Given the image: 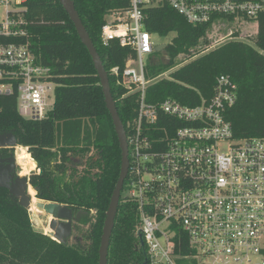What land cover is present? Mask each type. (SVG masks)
Segmentation results:
<instances>
[{
  "label": "trees",
  "instance_id": "trees-1",
  "mask_svg": "<svg viewBox=\"0 0 264 264\" xmlns=\"http://www.w3.org/2000/svg\"><path fill=\"white\" fill-rule=\"evenodd\" d=\"M72 1L109 73L112 95L128 134L137 114L138 95L126 96L117 84L122 77H113L111 71L115 67L123 70L135 52L117 41L107 47L101 41L106 16L114 8L127 7L128 0ZM145 11V30L164 38L175 34L166 49L169 61L149 65L148 78L165 73L169 78L151 83L147 102L171 99L184 106L200 105L212 98L217 78L225 75L238 86L237 101L225 114L233 137H264V15L251 21L258 27L251 41H241L239 33H233L230 40L211 48L212 23L194 26L170 6ZM26 19L37 62L53 70L56 100L47 118L33 122L19 116L16 95L0 97V134H13L17 146L28 148L35 161L37 173L30 176V194L66 205L79 217L72 236L60 244L46 234L51 216L44 215L35 203L28 205L31 212L48 219L45 234L36 230L20 198L0 186V264H99L103 227L122 164L114 122L89 50L59 0H28ZM228 20L233 22V18ZM181 56L186 60L176 64ZM126 188L127 182L108 264H150L148 249L137 231L138 205L127 198ZM190 253L187 248L180 252L183 256ZM178 264L196 262L182 259Z\"/></svg>",
  "mask_w": 264,
  "mask_h": 264
},
{
  "label": "built area",
  "instance_id": "built-area-1",
  "mask_svg": "<svg viewBox=\"0 0 264 264\" xmlns=\"http://www.w3.org/2000/svg\"><path fill=\"white\" fill-rule=\"evenodd\" d=\"M27 3L0 0V97L16 95L19 116L41 122L58 87L52 68L39 64L31 50ZM162 6L194 26L228 18L251 24L264 15V0H128L106 16L102 44L117 41L135 52L111 75L122 77L117 84L126 96L138 95L127 134L125 194L138 205L137 231L150 264H264V137H233L225 114L237 101V84L225 75L217 78L212 98L196 106L147 102L151 83L169 78H148L145 62L160 60L156 34L145 30V10ZM184 248L191 253L181 255Z\"/></svg>",
  "mask_w": 264,
  "mask_h": 264
},
{
  "label": "water",
  "instance_id": "water-1",
  "mask_svg": "<svg viewBox=\"0 0 264 264\" xmlns=\"http://www.w3.org/2000/svg\"><path fill=\"white\" fill-rule=\"evenodd\" d=\"M66 13L69 14L70 20L73 23L75 30L78 32L79 37L84 44V46L89 50V53L92 57V61L94 67H96L98 76L100 79V85L103 88V93L105 97V104H107V109L111 115L112 122H114L115 132L117 134V138L120 143L121 148V158L122 164L119 174V180L113 191V196L110 202V206L107 211V217L103 227V235L101 239L100 252H99V264H108V256H109V247L110 242L113 236V229L115 226V222L118 216V208L122 198V191L124 185L128 179L129 169H130V158L129 156V146L127 133L125 130V126L123 121H121L117 103L114 101L112 95V87L109 82V73L103 65L98 49L95 48L88 31L84 27L81 16L76 11L75 4L72 0H59ZM166 45H159L156 47L157 52L166 51ZM170 58H168L169 61ZM167 61V62H168ZM154 61L151 59V63ZM154 64V63H153ZM18 145L16 138L13 134L2 135L0 134V149L13 148ZM2 164L4 161L1 162ZM11 169H15L14 161H12ZM3 175V174H0ZM6 176V174H5ZM0 178V182H1ZM21 179L12 180L10 179L6 184H0V186L9 189L13 195L20 198V206L28 208V205L32 204L35 200L31 197L30 192L29 195L25 194L22 196V184ZM24 189L26 190L29 187V183L27 181L23 182ZM38 191V190H37ZM35 206L43 210L44 215L51 216V220L49 222V231L46 233L52 239L57 241L60 244L67 243L68 239L73 234V224L77 221L79 216H75L73 210L66 205H59L54 202L41 201L37 197Z\"/></svg>",
  "mask_w": 264,
  "mask_h": 264
},
{
  "label": "rangeland",
  "instance_id": "rangeland-1",
  "mask_svg": "<svg viewBox=\"0 0 264 264\" xmlns=\"http://www.w3.org/2000/svg\"><path fill=\"white\" fill-rule=\"evenodd\" d=\"M212 28L213 29L209 33V40H210L211 46H212L211 48L218 47L219 45L223 44V42L230 40L231 35L233 33H239V35H240L239 39L241 41L242 40L251 41L253 38H255V36H256V34L258 32V27L254 23H251V24H245V23L237 24V22H230L228 19L221 20L219 23L215 24ZM174 36H175L174 33H170L169 36L165 37V38L161 37L159 35H155L153 37V40L155 41L156 44L166 45L167 46L169 44V42H171V40L173 39ZM155 55L159 59L162 56V52H157ZM185 60L186 59L181 56L176 61V64H180L181 62H183ZM145 62L148 65L151 64V61L149 60V58H146ZM166 75L168 76V74H166ZM55 100H56V97H55L54 93H51L50 94V98L47 100L48 105L53 107L54 106L53 104L55 103ZM30 159H31V157H30ZM18 164L20 166L19 167V174H20L19 179H21V182H22L21 183L22 184V196L24 194L26 196V195H29V193L27 191L30 190L31 184L25 190L23 182L26 181V177L31 176L34 173H37V167H36V169H34L35 171L31 170V168L34 165L33 160L31 161L30 164L26 165V167L21 165L19 161H18ZM30 195L35 200L34 196L32 194H30ZM33 203H35V201ZM31 215L33 216L32 219H33V224H34L35 229L45 234L46 232H44V226H45V224L48 221L47 217L43 216V215L42 216H38V215L34 214L33 212H31Z\"/></svg>",
  "mask_w": 264,
  "mask_h": 264
},
{
  "label": "flooded vegetation",
  "instance_id": "flooded-vegetation-1",
  "mask_svg": "<svg viewBox=\"0 0 264 264\" xmlns=\"http://www.w3.org/2000/svg\"><path fill=\"white\" fill-rule=\"evenodd\" d=\"M168 58L167 51L162 52V56L160 57V60L157 64L166 63ZM2 161H4L3 164L1 163ZM12 161H14L15 169H11ZM19 167L20 166L16 160L15 151L12 148L0 149V174H3L0 175V178L2 179L0 182L1 185L6 184L10 179L12 182L16 180V178L19 179ZM29 179L30 176L26 177V181L30 184ZM27 192L29 193V191Z\"/></svg>",
  "mask_w": 264,
  "mask_h": 264
},
{
  "label": "bare ground",
  "instance_id": "bare-ground-1",
  "mask_svg": "<svg viewBox=\"0 0 264 264\" xmlns=\"http://www.w3.org/2000/svg\"><path fill=\"white\" fill-rule=\"evenodd\" d=\"M22 147H19L17 149V160L20 162L21 165L25 166L30 164L31 163V160H30V157L28 155V150L27 148H22ZM25 149V150H23Z\"/></svg>",
  "mask_w": 264,
  "mask_h": 264
},
{
  "label": "crops",
  "instance_id": "crops-1",
  "mask_svg": "<svg viewBox=\"0 0 264 264\" xmlns=\"http://www.w3.org/2000/svg\"><path fill=\"white\" fill-rule=\"evenodd\" d=\"M20 149H22V148H20ZM23 150H25V149H23ZM28 153V152H27ZM29 155V154H28ZM31 160V159H30ZM32 161V160H31ZM33 163H34V168H31V170H34L35 168H36V163H35V161L33 160ZM35 171V170H34ZM29 186H30V184H29ZM32 186V185H31ZM35 188V187H34ZM35 191H36V193H37V189L35 188ZM36 195V194H35Z\"/></svg>",
  "mask_w": 264,
  "mask_h": 264
}]
</instances>
